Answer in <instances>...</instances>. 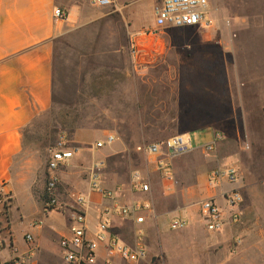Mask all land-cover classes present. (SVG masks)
<instances>
[{
	"label": "crops",
	"instance_id": "1",
	"mask_svg": "<svg viewBox=\"0 0 264 264\" xmlns=\"http://www.w3.org/2000/svg\"><path fill=\"white\" fill-rule=\"evenodd\" d=\"M136 1L138 0H119L118 10L112 11L111 15L109 7H93L89 5L88 0H0V187L10 196L6 214L0 216V240L3 242L0 247V264H14L15 258L25 252L30 245L23 238L25 233L30 234L31 243L34 246L31 263L56 264L60 256L58 239L68 235L67 211L63 213L50 211V213L65 215L64 227L59 230L53 229L51 224H43L40 219H37L41 221L40 225H28L31 220H35L28 219L33 218L30 216L44 213L41 209L42 186L40 183L34 187L30 174H20L13 169L14 160L21 150L22 127L51 105L53 47L55 39L65 32L98 23L99 25H96L99 27L94 29L93 36L100 37L102 44H107L116 50H129L130 46H134L137 49L136 55L131 57L129 51H126L127 58L130 56L131 59L117 66V68L126 69V74L129 72L131 76L134 74L133 70L138 69H174L175 77L172 86L176 96L173 99L175 113L172 117L175 134L210 126L211 122H204L201 119L221 116L223 102H227L226 115L229 116L250 115L249 111H253L256 105L258 111L262 102L261 99L258 101V98L251 104L240 97L234 106L231 101V92L229 93V80H226L228 77H223V74L227 75L228 72L223 73V70L239 67L234 63L236 53L234 48L238 49V47L241 48L242 53H250L254 68L264 69L263 64H258V60L264 59V45L261 41L252 40L255 37H264V0H231L229 8L233 28H235L232 32L229 29L210 27L189 30L168 28L153 31L152 14L151 24L142 26L133 22L132 10L127 11V9ZM147 1L151 12L152 5L158 0ZM54 8L61 9L64 18H55L52 14ZM218 9L221 11L217 12L218 14H223L226 10L223 4ZM209 15L214 22L215 18L210 13ZM110 22L116 23V27L111 28ZM226 46L231 48L232 55L228 62L222 59V48ZM178 47L197 48L200 52L196 60L176 59L164 62L141 60L145 54H150V52L161 53L164 49L174 50ZM171 54L174 56L173 53ZM185 67H194L197 70V78L192 79V76L188 75L185 79L179 77L181 69ZM190 82L192 85H189ZM241 82L243 85L242 78L240 84ZM200 84L203 85L200 87ZM136 92L139 93L140 88L133 84L134 100L137 99ZM109 111L113 116H121L118 110L114 112L109 109ZM123 125L93 128L99 131L103 138L107 134L113 135L112 141L119 142L121 146L117 149V145L112 142L107 146V153L102 159L101 185L105 188L119 186L118 198L123 203H129L135 198L148 197L153 205L152 195L156 194L158 189L164 192L163 180L150 160L151 167H147L143 172L129 170L124 176H118V171L112 163L107 162L110 157L120 155L133 141L149 137L143 133L139 123H136L131 130L128 128L124 130ZM125 125L129 127L128 124ZM76 130L72 132L70 141ZM214 132L218 131L213 130ZM72 146L75 147L76 152L86 150L92 153L103 145L97 149H91L88 146L80 148L79 143H72ZM73 155L58 167L59 181L56 186L58 198L70 189L73 180H84L80 176H85V169L88 166H84L79 159L72 160ZM201 162L205 165L206 171L212 168L214 163L211 160L191 162L189 158L183 156L174 157L169 161L173 175L178 182L180 180L179 186L174 187L170 197L174 209L154 213L153 208V218L141 224L145 233L150 230L155 238L162 239L163 234H159L156 222V215L159 213L166 214L172 210H180L182 212L180 215L190 220L192 211L197 210V202L203 198H212L219 206L223 205L220 192L228 186L222 185L219 188L207 185L206 171L201 177H197L194 181L196 183L191 184H186L187 176H179L177 166L192 168L195 163ZM104 167L105 170H103ZM134 172H137L142 180L148 183L149 190L146 194L129 190V181ZM153 173L157 176H151ZM105 174L109 176H102ZM91 194L98 196L93 192L88 193V195ZM100 202L101 199L93 208L89 206L86 214L93 209L96 215ZM11 209L19 221L26 218L19 231L13 230L10 226L8 215ZM95 215L90 225L87 224L85 216V223L89 230L93 229L96 221ZM115 225L113 231L119 238L125 243H131L134 225L128 220L117 221ZM212 233L206 231L201 222L191 221L175 235L188 239L184 241L185 244L191 242L206 244Z\"/></svg>",
	"mask_w": 264,
	"mask_h": 264
},
{
	"label": "rangeland",
	"instance_id": "2",
	"mask_svg": "<svg viewBox=\"0 0 264 264\" xmlns=\"http://www.w3.org/2000/svg\"><path fill=\"white\" fill-rule=\"evenodd\" d=\"M207 2L209 13L215 18L210 28L229 29L232 32L235 28H233L229 8L231 0H207ZM222 4L225 5L226 10L223 14H218L221 12L218 8ZM130 10H132L131 16L136 25L151 24V12L147 0L134 2L127 9V11ZM96 24L98 23H92L81 29L69 30L55 39L50 108L32 118L24 133L21 150L14 160L13 169L20 174H30L33 186L41 183L42 190L48 153L59 134L64 135L66 146L79 143L80 148H86L95 140L103 139L99 131L93 128L124 124L122 126L124 130L125 128L131 130L136 123H139L143 133L149 137L133 141L120 155L107 160L118 171V176H124L129 170H139L141 173L147 167H151L149 160L143 154L133 150L134 145L159 141L175 134L172 117L175 113L173 99L176 94L172 86L175 70L138 69L133 70L132 76L129 72L126 74V69L117 68V66L131 59L130 56L127 58L126 51L128 50H116L107 44H102L100 37L93 36L94 29L99 27V24ZM115 25L116 23L110 22L111 28H115ZM169 29L189 30L193 28ZM252 40L261 41L264 45V37H255ZM234 49L236 52L234 63L239 67L223 70V73L226 71L229 73L223 74V77H228L226 80H229L230 84L231 101L235 106L240 97L251 104L257 98L258 101L261 99L258 111L256 105L253 111H249L250 115L229 116L226 115L227 102H223L221 116L201 119L204 122H211L210 126L180 133L183 137L190 138L193 144H200L212 138L213 130L218 131L222 139L215 145L213 152L205 155L197 149L180 156L189 158L191 162L211 160L214 162L212 168L229 164L236 169L237 180L233 185L237 187L242 198L237 221L226 225L220 232H213L206 244H199V242L185 244L184 241L188 239L175 235L180 233L181 229L168 230L166 228L168 217L183 216L180 215L182 212L172 210L166 214L159 213L156 215V222L158 232L163 234V237L162 239L155 238L150 230L145 233L147 250L145 259L137 263L114 259L112 264H264V121L261 118V109L264 107V69L254 68L250 53H242L239 47ZM199 52L200 49L197 48L178 47L174 50L164 49L161 53L150 52V54H145L141 60L159 62L176 59L196 60ZM222 55V59L228 62L232 56L231 48L223 47ZM258 64L264 65V59L258 60ZM187 75L195 79L197 70L194 67L182 68L179 77L185 79ZM241 78L244 81L243 85L242 82L240 84ZM133 84L140 88V92H136V100L133 99ZM189 85H192L191 82ZM202 85L200 84V87ZM109 109L114 112L118 110L121 116H113ZM59 120L74 121L77 130L75 129L72 141H70L71 134L66 123L61 124ZM111 142L117 145V149L121 147L119 142ZM109 144H104L92 153L86 150L74 151L72 160L79 159L84 166H88L94 160H102ZM177 168L179 176H187L186 184L196 183L194 181L197 177H201L206 171L202 162L195 163L192 168L185 166H177ZM102 176H109V174ZM151 176H157V174L153 173ZM173 176L176 181L175 188H177L180 180L178 182L175 175ZM80 177L84 178V176ZM85 191V180H73L70 189H67L61 197L59 196V200L68 202L71 192H77L84 197ZM172 193L173 191L164 194L161 189H158L156 194L152 195L154 213L174 209L170 198ZM9 198L8 195V202ZM88 198L89 206L92 208L100 200L94 194L89 195ZM7 207L8 205H6L5 212ZM194 210L190 220L183 216L187 220V225L191 221L200 223L198 209ZM94 215L93 209L86 214L88 225L91 224ZM64 216V214L44 212L41 215L34 214L30 216L33 218L28 219H40L43 224H51L53 229L59 230L64 227ZM8 217L10 226L17 231L26 219L22 218L19 221L12 209ZM117 221L120 219H116ZM235 238H238L239 242L233 247Z\"/></svg>",
	"mask_w": 264,
	"mask_h": 264
},
{
	"label": "built area",
	"instance_id": "3",
	"mask_svg": "<svg viewBox=\"0 0 264 264\" xmlns=\"http://www.w3.org/2000/svg\"><path fill=\"white\" fill-rule=\"evenodd\" d=\"M93 7H109L111 11H117L119 0H88ZM52 14L57 19L64 18V13L59 8H54ZM153 31L168 28H208L212 26L209 15L207 0H158L152 5ZM129 55L135 56L137 49L129 47ZM261 118L264 121V107L261 109ZM113 135L107 134L102 140L94 141L88 145L91 149H97L113 140ZM222 139L219 132H214L212 138L200 144H193L191 139L183 137L180 133L167 136L159 141L138 143L133 150L143 154L150 160L163 180V192L171 193L176 181L174 179L169 161L177 156L200 149L205 155L213 152L215 145ZM75 147L66 146L64 135L56 137L53 147L49 150L45 163L46 175L43 185V199L41 209L43 212H68L69 225L68 235L58 239L60 248L59 260L56 264H112L114 259L128 263H137L146 257L145 232L141 224L154 216L153 205L148 197L135 198L129 203L119 200V186L105 188L101 185L100 172L103 160H94L85 169L84 180L87 193L84 197L71 192L69 201H60L57 195L58 184L57 170L65 160L73 154ZM206 184L219 187L227 184L228 187L221 189L220 197L223 205L219 206L212 198H203L197 203L199 221L208 232H220L226 225L237 221L241 195L234 184L237 180L236 169L229 164L215 166L206 171ZM129 190L146 194L149 185L134 172L129 181ZM97 194L101 202L95 215V223L89 230L85 223L86 211L89 207L88 193ZM9 193L0 187V216L6 214L5 209ZM116 219L128 220L134 225L133 239L131 243H125L113 231ZM40 220H31L29 226L40 225ZM187 225L183 216L172 215L166 221L168 230H179ZM25 241L30 243L25 252L16 257L14 264H32L34 253L32 238L29 233L23 234ZM239 239L233 240V247ZM3 242L0 240V247Z\"/></svg>",
	"mask_w": 264,
	"mask_h": 264
},
{
	"label": "trees",
	"instance_id": "4",
	"mask_svg": "<svg viewBox=\"0 0 264 264\" xmlns=\"http://www.w3.org/2000/svg\"><path fill=\"white\" fill-rule=\"evenodd\" d=\"M50 108V106H49ZM48 108V109H49ZM47 109V110H48ZM32 120V118L29 120V122H27L23 127H22V130H21V146L23 145V138H24V133L26 132V129H27V126L29 125L30 121ZM61 122V124H63V122L66 123V126L68 127V130H69V133L72 134V132L76 129V126H75V123L73 120H69L68 122L67 121H63V120H59ZM53 147V146H52ZM51 147V148H52ZM110 159V158H109Z\"/></svg>",
	"mask_w": 264,
	"mask_h": 264
}]
</instances>
